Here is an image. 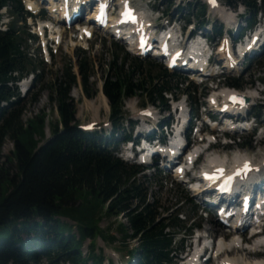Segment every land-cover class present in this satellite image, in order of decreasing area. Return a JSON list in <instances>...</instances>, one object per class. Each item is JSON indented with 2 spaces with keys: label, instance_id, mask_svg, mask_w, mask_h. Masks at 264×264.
Listing matches in <instances>:
<instances>
[{
  "label": "trees",
  "instance_id": "16d2710c",
  "mask_svg": "<svg viewBox=\"0 0 264 264\" xmlns=\"http://www.w3.org/2000/svg\"><path fill=\"white\" fill-rule=\"evenodd\" d=\"M223 1L233 7L244 5L245 22L250 27L264 3V0ZM4 6L11 8L17 20L8 29H0V264H38L43 257L51 264H87L90 260L101 264L103 256L96 251L97 239L116 243L117 234L123 243L137 239L136 264H171L176 254V238L189 229L181 217L186 214L178 206L184 199L173 207H162L142 179L146 176L142 166L120 159L111 138L77 128L76 106L70 95L77 82L72 65L51 85V100L57 104L60 117L51 129V138L42 145L36 138L44 133V115L29 120L27 125L22 121L25 99L16 81L33 65L25 46L27 36L31 35L17 28V22L26 13L21 0H0V11ZM197 11L198 20L204 21L205 6L199 5ZM1 19L0 12V22ZM135 61L157 62L153 58ZM90 68L87 59L79 63L85 87ZM136 74V66L126 69V58L119 62L114 57L109 63L103 93L109 101L113 133L121 128L125 117V99L141 94L145 103L168 107L167 95L181 90L179 84L185 78L170 73L163 64L158 65L155 75L149 72L137 79ZM173 79L178 80L175 85ZM228 83L243 87L235 79ZM190 84L187 92L191 96L190 90L197 87L193 82ZM85 92L91 97L88 89ZM32 99L37 100L36 95ZM4 101L8 102L6 107H2ZM6 138L14 142L8 156L16 169L13 175L1 166ZM247 145L252 146L249 142ZM184 193L187 190L183 189L181 194ZM191 208L195 212V206ZM120 216L125 221H118ZM63 217L75 222L77 234L72 232V225L61 220ZM104 217L117 220L115 233L111 231L115 224L107 231L100 227ZM25 236L32 238L27 241ZM86 240L90 243L85 255L81 250Z\"/></svg>",
  "mask_w": 264,
  "mask_h": 264
},
{
  "label": "rangeland",
  "instance_id": "374dc122",
  "mask_svg": "<svg viewBox=\"0 0 264 264\" xmlns=\"http://www.w3.org/2000/svg\"><path fill=\"white\" fill-rule=\"evenodd\" d=\"M24 3H27V0H23ZM36 2L35 0H33ZM135 0V3L137 6H144L145 3L149 2V7H154L155 9L159 10L160 12L165 13V18L162 20V23H165L168 19H180V23L184 24L185 21L188 18H192V22L198 24L200 23L198 20V12L197 7L199 4L204 3L203 0ZM47 2V1H44ZM189 4L195 5V10L192 12V9H190ZM223 5V4H222ZM179 9V10H178ZM233 9V8H232ZM211 10V9H210ZM234 12L237 14L243 15L246 17L247 11L243 6H238L236 9H233ZM193 13L194 15H191ZM2 14V28H5V26H8V21L15 22L17 18L15 19L14 14L12 13L10 7L7 9L1 10ZM208 21L212 25H220V27L224 32V26L223 23L225 22L223 20V17L218 14H209L207 12L206 15ZM43 18V17H42ZM34 19V18H32ZM44 19L49 20L48 14L44 16ZM264 20V14L261 18H259V21ZM38 21V19H37ZM11 22V23H12ZM32 20L27 18L25 22H22L19 20L17 22V28H19L22 33L25 31H28L30 33L34 32V29L29 28L30 23ZM34 22L36 20L34 19ZM240 25H244V22H241ZM62 26V25H61ZM73 32H76V29L72 28L70 31L67 28H64V32L62 35V41L59 45H53V48L51 50V61H46L45 57L43 56V52L41 50V53L39 51L40 44L37 39H31L27 41L26 45L29 47V57H31L32 61V67L30 68V74L33 75V82H31V87L29 91L24 94L21 89L22 86H18L19 91L21 92V97H23L25 100V108L22 115V121L25 125L28 124L29 120L34 119L37 116L44 115L45 117V125H44V133L43 135L37 134L36 138L41 140L40 145L44 144L49 138H51V129H53L54 125L59 123V112L57 109V104L51 100V94L52 89L51 85L55 82V80L59 77H62L64 74L66 68L69 65H72V70L75 74H77V82L73 84L70 95L73 99V102L76 106V117L80 125H84L90 122H96L95 127L100 128L99 130H108V133L110 134V130L112 129V126H109V123L111 122L110 119V106L108 103V108L105 106H101L98 110V112L95 111L96 98L99 95L100 89L103 84V79L106 76L108 72L109 63L116 57L118 61L120 62L121 59L126 58V69L128 70L132 66H136V78L139 79L143 75L146 76L149 72L152 73V75H155L158 73V65L159 61L153 64L149 63H139L135 61L134 53L127 52L128 50L126 47L122 46V43H114V40L106 34L105 32H96L95 36L88 41H80L78 39H71V35ZM207 32V31H206ZM26 47V48H27ZM28 49V48H27ZM82 49V50H80ZM55 50V51H54ZM126 52H124V51ZM128 53V55H126ZM129 56V57H128ZM128 57V58H127ZM218 58L219 55H218ZM41 59H44L43 62H41ZM85 59L89 62L90 65H92V68H90V77L87 83V86L85 87L82 81V76L79 70V63L83 62ZM144 61V60H143ZM241 60L239 61L238 68L235 72L232 73H225L224 75H221L217 77L214 83L211 81L206 82V84H201L199 91H194L192 95L195 99L198 100V104H205L206 99L203 97V94L206 92L207 94L210 93L214 88H216L217 83L219 82L220 87L226 86V81L228 79L238 78V81H241L243 84V87L240 88L242 91H250L254 90L255 88L261 89L262 93L260 95V99L256 101L255 103L260 105V109H255L253 111V114L259 113V121L264 122V110H261V105H264V58H255L252 60V64L248 66L247 62L244 63L243 66H241ZM219 78V79H218ZM178 82L177 79L172 80V85H175V83ZM252 82V84H250ZM179 84V83H178ZM179 87H181V90L176 91V97L180 98L181 100H184L187 98V95L184 93L187 84H179ZM85 89H88V93L91 95V97H88L86 95ZM102 91V90H101ZM36 95L37 100H33ZM170 97V95H169ZM107 99V98H106ZM95 100V104L88 103ZM144 96H141V94L130 97L125 100V118L126 120H130L131 123L127 125L126 120H123L124 122V129L121 130L122 133L125 135L131 133L133 130V135H135V132L138 130L141 126H136L132 123L136 122L137 118H139L138 110L139 108L143 107H152V104L147 102ZM94 108H93V105ZM262 105V107H264ZM196 107V106H195ZM204 108L200 107V112L202 113ZM169 116V113H163L162 117L167 118ZM112 125V124H110ZM139 125V124H138ZM61 127V124H60ZM143 130V129H142ZM107 133V134H108ZM108 134V135H109ZM263 134L261 132L256 133L252 138L247 136H237L235 137V144L234 146H231L230 150L223 147L222 144L215 146L214 152L215 153H227L230 155H235L236 153H247L249 154L252 159H258L262 154H264V139L263 142H258ZM251 139V140H250ZM251 141L252 147H246L243 144ZM205 144H202V147ZM14 148V142L10 138H6L5 142L2 147V161L1 166L5 169H9L11 175L16 173V169L14 167V164L10 162L8 159V156H11V152ZM204 158L201 160V163H204ZM144 174L146 175L142 179L146 183V187H148L149 192L152 191L153 195L158 198L160 201V205L165 208H170L175 206L183 197L184 195L181 194V188H187L184 184H181V182L175 178L170 172L167 171H161L158 172L157 169H149L145 170ZM188 189V188H187ZM185 198V197H184ZM187 199V198H186ZM199 205V199L195 197L191 192L188 195L187 202L183 205L182 210L190 216L194 215L197 222L201 224V227L206 231L212 233L213 230H217L221 227H219V224L216 222L214 218H210L209 220L205 219V216L202 214V217L200 216V212L196 211L195 213L191 210L192 204ZM180 206V205H178ZM176 208V207H174ZM121 217V218H120ZM118 221H125V218L120 216ZM184 218V217H183ZM61 220L65 223H69L73 226L72 232L77 234V231L75 229V222L73 220H70L68 218H61ZM115 224V226L112 228V232L115 233L116 226H117V220L115 218H106L104 217L102 220H100V227L103 230L107 231V228L111 227V225ZM118 242L113 244H107L104 240L101 238H98L96 241L97 246V253L100 255H103L105 258L102 264H133L134 258H129L128 256V249L133 248L137 246L138 242L136 240H132L131 242H128L127 245H124L121 241L120 235L117 234ZM183 237V236H182ZM25 240L29 241L31 237L25 236ZM89 243L90 240H86L83 243L82 246V252L86 255L87 251L89 250ZM189 243V240L184 243V246L186 247ZM241 257L244 259L246 258V254L241 253ZM180 257V256H179ZM178 262V259H177ZM38 264H51L47 258H42ZM87 264H93L92 261H88ZM214 264V263H213Z\"/></svg>",
  "mask_w": 264,
  "mask_h": 264
},
{
  "label": "bare ground",
  "instance_id": "6f19581e",
  "mask_svg": "<svg viewBox=\"0 0 264 264\" xmlns=\"http://www.w3.org/2000/svg\"><path fill=\"white\" fill-rule=\"evenodd\" d=\"M30 4L33 6L34 9H37V3L34 2V1H31ZM56 6H49L50 9H53L55 8ZM98 8V6H96L94 9ZM56 19H57V22L61 19V12H57L56 16H55V22H56ZM49 26L50 30H51V33H52V37H57V36H60L62 35L63 33V28L61 27V25L59 26H56L55 24L53 25L52 23L48 22V21H44L42 23H40V26L41 28H43V26ZM27 84H24V86H26ZM222 87H218V89H220ZM102 90V91H101ZM261 89H258V88H255L253 91H250V92H246L245 93V96H248L249 98L253 97L254 95H256L257 92H259ZM107 97L105 96V94L103 93V84H102V87L100 89V92H99V95L98 97L96 98V101H98V103L96 102V108H95V111L98 112L99 108L101 106H105L108 108V103H107V100L106 99ZM88 103H93L95 104V100L92 101V102H88ZM92 104V105H93ZM93 108H94V105H93ZM238 153H236L237 155ZM241 157H238V156H232L230 157L229 161H227L228 164H231V163H237L239 162L240 160H242L241 163H243L244 159H250L251 160V163H253V159L249 156V157H243L242 159H240ZM224 161V158H220L218 155H216V153L214 154H211V157H209L208 159L204 160V163H212V162H217V161ZM245 162V161H244ZM256 162V161H255ZM247 163V162H246ZM249 164V163H247ZM261 164H264V162H259L258 165H261ZM254 177V176H253ZM251 184H253V186H258L260 185L261 183H264V174L262 172H259L258 174H256V176L250 180ZM257 184V185H256ZM219 227H221V225H219ZM210 233V232H209ZM212 236H216V235H219V236H224L225 238H228V235L230 234V231L226 228L224 229L223 227L217 229V230H213L212 233H210ZM240 234H242L240 232ZM262 241V240H261ZM261 241L257 240L255 241L256 243L255 244H250L251 245V248H250V251H247L246 253L243 252V248L241 249L240 247L238 248L239 246V239L236 238V237H233L232 239L229 240V242L225 243L226 246L228 247H237V251H232L230 249H225V251L221 252L218 259L220 258H226V257H231L232 259L236 260V261H240L241 263L243 264H264V257L263 258H259L257 257L258 255H253V251L256 250L257 248H260L261 246ZM241 253H244L246 254V258L244 259L243 257L240 256Z\"/></svg>",
  "mask_w": 264,
  "mask_h": 264
},
{
  "label": "snow or ice",
  "instance_id": "6c2138e0",
  "mask_svg": "<svg viewBox=\"0 0 264 264\" xmlns=\"http://www.w3.org/2000/svg\"><path fill=\"white\" fill-rule=\"evenodd\" d=\"M210 3H213V5H215V0H210ZM122 15L124 17H126L128 20L135 22V16L132 14L131 9H128L127 7H125V11L122 13ZM234 102H240L242 103L243 101L240 98L237 97H233ZM248 169V165L247 163L244 166V170ZM218 172H220L222 174L223 170H217ZM239 173V170H238ZM207 175V174H206ZM210 178H214V177H210ZM228 180H231V177H228Z\"/></svg>",
  "mask_w": 264,
  "mask_h": 264
}]
</instances>
